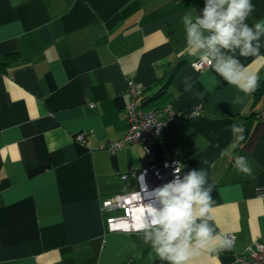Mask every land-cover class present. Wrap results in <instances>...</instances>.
Returning <instances> with one entry per match:
<instances>
[{
	"label": "crops",
	"instance_id": "crops-1",
	"mask_svg": "<svg viewBox=\"0 0 264 264\" xmlns=\"http://www.w3.org/2000/svg\"><path fill=\"white\" fill-rule=\"evenodd\" d=\"M134 1L138 8L127 11ZM251 3L255 10L243 24L255 32L264 23V0ZM203 8L188 0H0V63L19 55L0 67V264H168L145 242L152 228L110 232L101 210L103 199L138 188L134 176L122 174L149 164L141 143L116 153L107 147L127 131L130 81L142 87L144 110L202 105L199 115L154 141L160 157L206 171L203 187L211 186L214 203L204 219L214 239L200 249L193 244L189 264H237L236 254L264 241L257 194L264 188V96L254 102L253 93L228 84L211 54L209 67L192 65L209 50L190 54L183 17L194 23ZM252 43L258 57L219 51L260 78L264 31ZM253 110L242 142L230 126H243ZM240 156L251 175L234 166ZM230 233L235 243L225 247Z\"/></svg>",
	"mask_w": 264,
	"mask_h": 264
},
{
	"label": "clouds",
	"instance_id": "clouds-1",
	"mask_svg": "<svg viewBox=\"0 0 264 264\" xmlns=\"http://www.w3.org/2000/svg\"><path fill=\"white\" fill-rule=\"evenodd\" d=\"M254 10L251 0H205L202 15L197 16L194 23L188 15L183 17L187 42L193 49L190 54L195 55V50L207 48L209 53H205L200 59L211 63V54L216 61L215 72L245 94H252L257 89L258 75H245L243 66L232 57L225 59L219 49L239 48L241 56H259V47H254L252 42L258 40L264 31V23H257L255 32L243 24ZM202 30L212 35L204 37ZM189 90L190 88H185V91ZM236 102L239 103L240 99L237 98ZM230 127L234 135L244 132L242 125L233 124ZM238 139L243 140V135H239ZM234 166L246 175L252 174V169L247 166V157H238ZM180 171V166L175 168L176 174ZM206 177V171L192 170L183 179L176 178L157 189L162 207L153 208L150 222L142 221L135 225L137 231L152 226V231L145 236V242L151 241L153 250L168 264H189L193 256V244L196 249H200L214 239L212 229L207 219H204L210 205L214 203L209 195L211 186L208 189L203 187ZM197 219L201 222L197 223ZM221 243L230 247L228 241Z\"/></svg>",
	"mask_w": 264,
	"mask_h": 264
},
{
	"label": "built area",
	"instance_id": "built-area-1",
	"mask_svg": "<svg viewBox=\"0 0 264 264\" xmlns=\"http://www.w3.org/2000/svg\"><path fill=\"white\" fill-rule=\"evenodd\" d=\"M209 60L211 63L199 58L193 61L192 65L197 70H203L212 65V58L209 57ZM141 93L142 87L135 81H130L129 100L126 107L127 131L119 139L110 141L107 147L111 153H116L128 144L141 143L145 148L149 164L140 170L130 169L121 175L123 180L134 176L138 184L137 189L117 193L102 200L101 210L109 214L106 217V227L110 232H137L135 225L142 221L150 222L153 208L162 207L157 196V189L176 178L183 179L190 172L189 168L177 157H160L154 141L161 142L164 134L172 125L191 120L199 115L202 105L189 111H180L176 110L172 103H168L162 108L144 110L138 102ZM91 106H94V103ZM76 139L84 142L85 133L77 134ZM178 166L181 167V171L176 174L175 168ZM257 194L264 200V188L258 189ZM151 228L150 225L148 229ZM235 239L234 233L225 237V241H228L230 245L235 243ZM235 260L237 264H264V241L255 240L246 248L245 253L236 254Z\"/></svg>",
	"mask_w": 264,
	"mask_h": 264
},
{
	"label": "trees",
	"instance_id": "trees-1",
	"mask_svg": "<svg viewBox=\"0 0 264 264\" xmlns=\"http://www.w3.org/2000/svg\"><path fill=\"white\" fill-rule=\"evenodd\" d=\"M188 1L192 2L195 6L204 7L205 0H188ZM128 6L129 7L126 10L129 12H132L138 8V4L136 3V1H134L133 3H131ZM15 58L16 59L19 58V55H17V53H10L9 55H7L6 60L4 62L0 63V67L2 69L6 70L7 66L10 65L11 62H13V60H15ZM160 93H161V91L159 93H157L155 96L159 95ZM263 96H264V76H261L258 79V87L253 92L254 102H257ZM256 115H257V111L253 110L250 114L245 116L244 121H243L244 132L241 134V135H243V140H241L242 142L246 140L248 135H250L249 133L253 127L254 118L256 117ZM187 121H189V120H187Z\"/></svg>",
	"mask_w": 264,
	"mask_h": 264
}]
</instances>
